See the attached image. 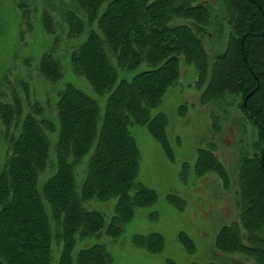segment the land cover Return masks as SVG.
<instances>
[{"label":"trees","instance_id":"trees-1","mask_svg":"<svg viewBox=\"0 0 264 264\" xmlns=\"http://www.w3.org/2000/svg\"><path fill=\"white\" fill-rule=\"evenodd\" d=\"M75 2L86 17L67 14V35L79 36L86 23L96 28L71 53L70 64L97 95L106 96L104 111L69 84L56 94L54 118L47 117L37 102L23 113V103L14 92L10 102H0L4 127L0 135L6 143L0 168V264L110 262L101 244L74 255L76 240L98 236L103 230L116 238L136 208L156 201L152 189L135 183L138 151L128 127L146 125L170 155L166 116L150 118L149 111L177 82L180 56L197 69L200 102L216 104L214 131L220 127L219 116L227 121L226 108L233 104L254 131L251 152L241 158L238 171V220L218 232L215 247L264 264V0H222L224 15L220 10L214 17L207 0ZM217 19L223 20L220 26L228 27V40L224 52L209 64L203 41L218 27ZM52 51L42 55L38 72L55 84L61 71ZM141 65L148 69L131 79H119L118 68L133 71ZM50 134H56L51 154ZM214 150V145L198 150L195 174L215 173L227 187V172ZM89 153L77 193L74 165ZM46 169L50 177L39 187V175ZM94 198L103 202L116 198L106 227L104 215L85 206ZM168 199L181 208V200L173 195ZM180 239L187 250H193L191 240L183 234ZM134 243L154 254L163 248L160 234L136 236ZM53 251L57 257L53 258Z\"/></svg>","mask_w":264,"mask_h":264},{"label":"rangeland","instance_id":"rangeland-1","mask_svg":"<svg viewBox=\"0 0 264 264\" xmlns=\"http://www.w3.org/2000/svg\"><path fill=\"white\" fill-rule=\"evenodd\" d=\"M207 3L213 17V13L220 10L224 15L222 0H207ZM69 13L80 18L85 16L75 0H0V102H10L14 92L23 103V113L37 102L43 105L47 117L54 118L56 94L69 84L93 99L101 113L104 111L106 96L97 95L85 78L74 73L70 64L71 53L96 26L89 27L86 23L82 34L69 37L66 23ZM220 23L223 20L217 19L218 27L212 29L211 36L203 41L209 64L224 52L227 44L228 27L220 26ZM51 50L59 60L61 71V77L55 84L47 82L38 72L42 55ZM178 65L177 82L166 90L160 104L149 111L150 118L159 113L166 116L170 155L150 135L146 125L131 123L128 127L138 151L135 183L152 189L156 201L136 208L132 218L122 224L116 238L105 234V230L98 236L78 238L74 255L81 249L101 244L109 255L108 264H253V260L217 251L215 240L223 227L238 220V171L241 158L251 152L254 131L234 104L226 108L229 114L227 121L222 122L223 116H219L220 127L214 131L212 113H219L216 104L200 102L202 89L196 87V67L187 64L183 56L179 57ZM147 69L146 65L133 71L118 68V77L131 79ZM3 131L0 121V133ZM49 141L51 154L56 134H50ZM209 145H214L213 154L227 172V187L215 173L195 174L198 150L207 149ZM5 152L6 143L0 135V168L4 164ZM89 157L90 153L74 165L77 193L80 192ZM49 177L50 172L46 169L39 175L38 186ZM170 195L181 200V208L170 203ZM115 204L116 198L105 202L94 198L85 206L102 213L106 227L114 215ZM153 233L163 238L160 252L150 253L135 245L136 236ZM182 234L191 240L192 251L182 243ZM52 256L57 257L56 252L53 251Z\"/></svg>","mask_w":264,"mask_h":264}]
</instances>
